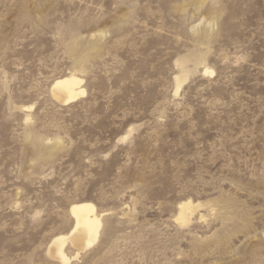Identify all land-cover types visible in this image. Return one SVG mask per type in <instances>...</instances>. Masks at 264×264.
Segmentation results:
<instances>
[{
    "label": "rangeland",
    "instance_id": "rangeland-1",
    "mask_svg": "<svg viewBox=\"0 0 264 264\" xmlns=\"http://www.w3.org/2000/svg\"><path fill=\"white\" fill-rule=\"evenodd\" d=\"M79 202L71 264H264V0H0V264H62Z\"/></svg>",
    "mask_w": 264,
    "mask_h": 264
},
{
    "label": "bare ground",
    "instance_id": "bare-ground-1",
    "mask_svg": "<svg viewBox=\"0 0 264 264\" xmlns=\"http://www.w3.org/2000/svg\"><path fill=\"white\" fill-rule=\"evenodd\" d=\"M206 74H213L214 71L206 68ZM183 80V79H182ZM179 85L177 92L180 90L182 82L178 78ZM84 78L77 74H69L56 79L52 85L53 96L63 104H69L86 93L83 87ZM180 211L177 219L187 222L194 211L191 200L181 202ZM74 217V225L68 233H61L53 237L49 246L48 253L54 259L62 264H71L73 259L94 245L101 234L103 227L102 216L98 214L97 207L92 202L75 203L70 208ZM69 244L75 248L74 255L67 253L66 245Z\"/></svg>",
    "mask_w": 264,
    "mask_h": 264
}]
</instances>
